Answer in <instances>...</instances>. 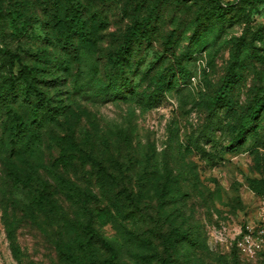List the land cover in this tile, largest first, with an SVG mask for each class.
Here are the masks:
<instances>
[{
  "label": "rangeland",
  "instance_id": "1",
  "mask_svg": "<svg viewBox=\"0 0 264 264\" xmlns=\"http://www.w3.org/2000/svg\"><path fill=\"white\" fill-rule=\"evenodd\" d=\"M40 1L0 0V44L21 64L37 68L45 81L38 87L55 110L53 119L33 125L36 144L26 147V138L16 144L7 138L0 106V264H66L59 248L80 262L107 259L100 245L86 244L88 221L122 264H159L160 257L171 264H264L242 257L232 240L240 225L264 209V110L257 136L230 147L234 111L211 115L199 102L225 85L233 71L240 75L232 91L236 115L264 92V0H220L232 5L221 25L209 0H111L97 11L88 6L92 0H78L88 23L91 16L100 19L92 30L98 57L117 46L136 19H148L151 35L133 54L142 62V74L159 57L150 76L174 67L190 39L211 38L205 56L184 62L195 76L192 84L168 92L152 110L130 98L82 97L72 86L74 64L54 43L51 7L36 8ZM237 52L250 55L241 67ZM0 67L9 74L7 62ZM13 107L26 119L33 103ZM85 154L117 175L135 208L120 187L101 179ZM43 189L56 210L38 197ZM171 236L176 239L170 244Z\"/></svg>",
  "mask_w": 264,
  "mask_h": 264
},
{
  "label": "trees",
  "instance_id": "2",
  "mask_svg": "<svg viewBox=\"0 0 264 264\" xmlns=\"http://www.w3.org/2000/svg\"><path fill=\"white\" fill-rule=\"evenodd\" d=\"M108 1L111 0H92L88 6L92 11H97L100 9L99 5L103 7ZM159 1L156 0L155 2ZM209 1L214 5L213 12L216 22L220 25L223 24L225 16L232 11V5L223 4L220 0ZM44 5L51 7L50 24L55 32L53 35L54 43L61 50L66 51L65 61L68 64L73 63L75 66V71L72 75L73 88L78 93H81L82 97L93 98L99 102L130 98V100L148 110L159 108L165 101L168 92L186 88L192 84V78L195 76L191 75L184 62L189 58H194L195 61H198L205 56L204 50L208 46L209 39H211L204 37L198 39L199 41L190 39L186 45L185 52L187 54L180 58L174 67L162 69L150 76L153 66L160 63L161 57L157 58L152 66H144L143 74L141 71V60L133 59L136 46L151 35L148 19H136L122 36L118 45L103 52L101 57H98L96 53L97 41L94 34L96 32V24L100 21L99 18L91 16L90 23H88V19L84 15L81 3L78 0H42L36 3V8H42ZM19 24L20 27H24L26 21L23 20ZM36 26H39L38 22ZM93 29L95 32L92 31ZM2 30L0 26V39ZM36 34L37 38L41 37L40 33L37 32ZM249 57L248 52H245L244 57H240L239 52H237V55H235L236 64L241 67L244 60ZM0 61L7 62L10 65L8 75L1 73L0 67V106L5 109L6 136L15 144L18 138L22 137L23 139L26 138L24 142L26 147L35 145L37 139H35L33 125L35 123L41 125L44 121L55 117V110L52 108L50 97L37 84L45 81L40 80V77L37 76L36 67L21 64L19 56L1 44ZM207 65L210 66L209 61ZM16 67L17 72L13 73V69ZM239 79L240 75L237 71H233L228 75L226 84L215 91L213 95L199 99L201 105L211 115L220 116L223 112L234 111L235 121L230 126V139L228 141L230 147H238L244 143L247 137L255 138L257 136V120L262 110H264V92H262L257 95L244 112L238 115L235 114L236 106L232 98V91ZM202 80L206 85L209 84L205 75H203ZM29 99L33 103V108L30 117L25 119L17 113L13 105L26 102ZM84 156L85 160L97 169L102 180L111 186L120 187L118 190L119 194L123 196L130 208H135L136 201L134 196L124 184H120L121 182L118 180L117 175L111 173L108 167L104 166L101 161L91 154H85ZM121 168V165L117 164L119 172ZM13 176L15 181L19 180L16 173ZM37 195L43 202L50 205V208L56 210V206L50 201V197L45 193L44 189L38 191ZM83 230L86 236V244L89 246L100 245L108 252V258L103 260L90 259L86 262H80L71 253L59 248V258L64 263L122 264L116 261L114 248L93 228L91 221L86 223ZM170 238L168 241H171V244L176 237L171 236ZM158 261L159 264H171L170 260L165 257L158 258Z\"/></svg>",
  "mask_w": 264,
  "mask_h": 264
},
{
  "label": "built area",
  "instance_id": "3",
  "mask_svg": "<svg viewBox=\"0 0 264 264\" xmlns=\"http://www.w3.org/2000/svg\"><path fill=\"white\" fill-rule=\"evenodd\" d=\"M238 253L251 261L264 260V209L257 219L245 221L232 236Z\"/></svg>",
  "mask_w": 264,
  "mask_h": 264
}]
</instances>
